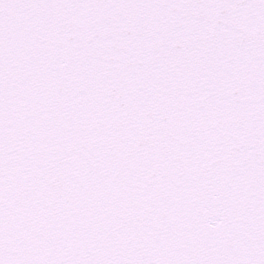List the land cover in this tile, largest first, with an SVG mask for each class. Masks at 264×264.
Here are the masks:
<instances>
[{"label": "water", "instance_id": "95a60500", "mask_svg": "<svg viewBox=\"0 0 264 264\" xmlns=\"http://www.w3.org/2000/svg\"><path fill=\"white\" fill-rule=\"evenodd\" d=\"M0 264H264V0H0Z\"/></svg>", "mask_w": 264, "mask_h": 264}]
</instances>
